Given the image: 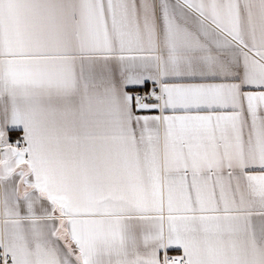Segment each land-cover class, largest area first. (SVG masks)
<instances>
[{"label": "snow or ice", "instance_id": "6c2138e0", "mask_svg": "<svg viewBox=\"0 0 264 264\" xmlns=\"http://www.w3.org/2000/svg\"><path fill=\"white\" fill-rule=\"evenodd\" d=\"M0 264H264V0H0Z\"/></svg>", "mask_w": 264, "mask_h": 264}]
</instances>
